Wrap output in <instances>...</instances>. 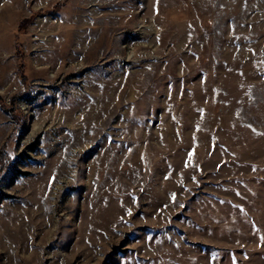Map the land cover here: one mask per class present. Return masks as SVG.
Segmentation results:
<instances>
[{
  "label": "rangeland",
  "instance_id": "rangeland-1",
  "mask_svg": "<svg viewBox=\"0 0 264 264\" xmlns=\"http://www.w3.org/2000/svg\"><path fill=\"white\" fill-rule=\"evenodd\" d=\"M0 98V264H264V0H0Z\"/></svg>",
  "mask_w": 264,
  "mask_h": 264
},
{
  "label": "trees",
  "instance_id": "trees-1",
  "mask_svg": "<svg viewBox=\"0 0 264 264\" xmlns=\"http://www.w3.org/2000/svg\"><path fill=\"white\" fill-rule=\"evenodd\" d=\"M58 13V11L56 10H50V11H46V12H39V14H42V15H56ZM15 104V102H14ZM6 105L2 102V99L0 98V107H2L3 109L6 110ZM8 111V110H7ZM12 111V110H11ZM9 112V111H8ZM10 113V112H9ZM6 150L4 149L3 152H2V156L0 158V171L3 169L2 166L6 165V162L4 161V157L7 155L6 153ZM4 156V157H3ZM7 157V156H6ZM6 160V159H5Z\"/></svg>",
  "mask_w": 264,
  "mask_h": 264
}]
</instances>
